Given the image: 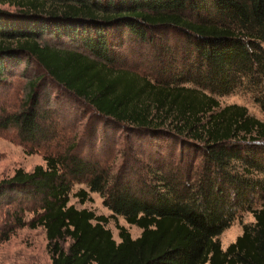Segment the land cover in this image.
Segmentation results:
<instances>
[{
	"label": "trees",
	"instance_id": "16d2710c",
	"mask_svg": "<svg viewBox=\"0 0 264 264\" xmlns=\"http://www.w3.org/2000/svg\"><path fill=\"white\" fill-rule=\"evenodd\" d=\"M0 4L18 8H0V81L30 61L44 71L28 83L21 108L0 114V128L13 127L23 142L50 139L52 117L35 90L44 76L96 116L81 125L90 123L84 151L79 139L46 153L44 164L0 179V240L40 226L50 264H264V194L251 207L264 193L256 174L264 121L238 104L220 107L213 96L246 79L259 88L255 100L264 111V0ZM171 31L177 45L169 43ZM130 41L156 47L153 73L122 65L120 48ZM121 132L113 171L102 151L121 145ZM96 141L106 146L100 153ZM79 183L88 190L73 196L84 202L88 192L99 193L110 216L138 227L139 236L117 224L116 242L109 217L70 204ZM237 209L249 210L254 221L222 249L218 235Z\"/></svg>",
	"mask_w": 264,
	"mask_h": 264
},
{
	"label": "rangeland",
	"instance_id": "374dc122",
	"mask_svg": "<svg viewBox=\"0 0 264 264\" xmlns=\"http://www.w3.org/2000/svg\"><path fill=\"white\" fill-rule=\"evenodd\" d=\"M0 8L16 11V6L9 4H0ZM171 36L169 43L171 46L178 36L174 32L168 34ZM43 40L51 44H58L61 47L70 46L68 42L63 40L57 43L50 37ZM179 45V44H178ZM152 46H142L134 41L127 42L122 46L121 51L124 57L123 66L139 73H153V69L157 67L156 52ZM178 48V46H177ZM176 55V54H175ZM43 69L34 61L22 64L20 67L8 71L4 77V81H0V114L10 112L22 107L24 100L29 91L28 83L44 74ZM43 81H39L35 90L39 93L40 107L43 111L48 110L52 117L53 134L45 142L40 144L23 142L13 127L0 128V179L9 177L15 169L22 168L30 171L37 164H44V155L49 152L64 151L68 146L76 140L82 145L79 146L83 151L88 148V130L89 124L83 128L82 123L86 117H96L91 113L90 108L81 100L73 99L67 96L62 89L54 85L48 77L44 76ZM259 88L242 79L228 93L223 95H213L219 101L220 107L229 104H238L246 108L247 113L264 121V111L256 102L255 97L258 95ZM208 93L207 90H205ZM91 114V115H90ZM90 115V116H89ZM85 117V118H84ZM83 118L81 121L80 119ZM124 133H116V139L119 145L116 149L102 151L100 141L94 143L97 150L102 151V156L108 158V164L112 165L113 171L121 162L119 149L124 144ZM91 144V143H90ZM199 161V159H197ZM257 177L264 178V161L261 171L256 172ZM80 188H86L85 184H74L69 195V203L76 208H87L97 215H105L109 217L106 227L110 229L113 238L119 242L118 229L116 225H123L130 233L132 238L139 236L141 230L128 224L120 215L111 217V211L103 204V198L97 192H88V199L80 202L74 195ZM264 193L253 196L251 207L259 206ZM254 221L252 213L246 209H237L229 225L219 235L218 240L222 249L233 242L235 238L241 234L242 226ZM0 264H50V256L46 247L45 232L42 227L16 228L6 240H0Z\"/></svg>",
	"mask_w": 264,
	"mask_h": 264
}]
</instances>
